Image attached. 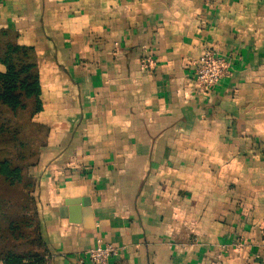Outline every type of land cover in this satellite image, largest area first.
<instances>
[{"label": "crops", "instance_id": "1", "mask_svg": "<svg viewBox=\"0 0 264 264\" xmlns=\"http://www.w3.org/2000/svg\"><path fill=\"white\" fill-rule=\"evenodd\" d=\"M4 31L38 69L46 264H264V0H0ZM206 49L232 76L191 96Z\"/></svg>", "mask_w": 264, "mask_h": 264}, {"label": "trees", "instance_id": "2", "mask_svg": "<svg viewBox=\"0 0 264 264\" xmlns=\"http://www.w3.org/2000/svg\"><path fill=\"white\" fill-rule=\"evenodd\" d=\"M12 39L0 33V62L6 66L0 74V261L46 264L29 170L46 147L48 128L34 121L42 110L34 51Z\"/></svg>", "mask_w": 264, "mask_h": 264}, {"label": "built area", "instance_id": "3", "mask_svg": "<svg viewBox=\"0 0 264 264\" xmlns=\"http://www.w3.org/2000/svg\"><path fill=\"white\" fill-rule=\"evenodd\" d=\"M155 65L151 57L141 60V67L149 70ZM193 89L191 96L209 97L215 87L232 76V63L219 55L214 49H206L200 57L192 62ZM121 249L113 245L97 246L85 251L79 257L80 264H109L118 257Z\"/></svg>", "mask_w": 264, "mask_h": 264}, {"label": "water", "instance_id": "4", "mask_svg": "<svg viewBox=\"0 0 264 264\" xmlns=\"http://www.w3.org/2000/svg\"><path fill=\"white\" fill-rule=\"evenodd\" d=\"M77 203H79V201H69L67 202V205H76ZM82 203H85L84 201Z\"/></svg>", "mask_w": 264, "mask_h": 264}]
</instances>
